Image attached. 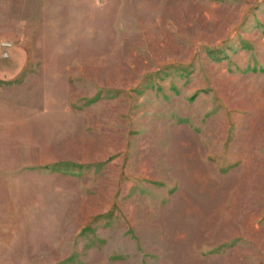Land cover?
Masks as SVG:
<instances>
[{
  "label": "rangeland",
  "instance_id": "374dc122",
  "mask_svg": "<svg viewBox=\"0 0 264 264\" xmlns=\"http://www.w3.org/2000/svg\"><path fill=\"white\" fill-rule=\"evenodd\" d=\"M0 264H264V0H0Z\"/></svg>",
  "mask_w": 264,
  "mask_h": 264
}]
</instances>
